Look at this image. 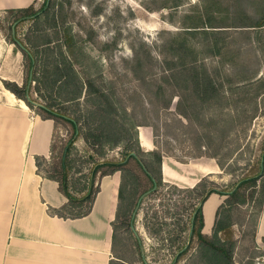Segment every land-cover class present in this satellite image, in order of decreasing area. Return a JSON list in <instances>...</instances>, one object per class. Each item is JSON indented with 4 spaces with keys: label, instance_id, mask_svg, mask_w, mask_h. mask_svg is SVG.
Masks as SVG:
<instances>
[{
    "label": "rangeland",
    "instance_id": "rangeland-1",
    "mask_svg": "<svg viewBox=\"0 0 264 264\" xmlns=\"http://www.w3.org/2000/svg\"><path fill=\"white\" fill-rule=\"evenodd\" d=\"M45 1L34 5L35 10H39ZM50 2L58 4L50 18L54 13V21L59 25H70L80 43L98 61L99 67H94V72L89 69L93 79H87V82L91 81L88 86L99 95L114 93L118 104L138 123L160 126L154 149L179 163L194 162L197 159L194 157L201 153L215 155L223 163V168L205 176L204 183L196 189L175 187L174 183L161 178L157 157L140 145L138 136L128 137L127 144L136 150L141 162L160 185L153 184L138 161L128 160L125 168L134 172L136 179L127 185L122 200H118L112 223L111 264H213L201 250L199 238L191 233L190 218L208 188L232 191L240 178L250 176L258 169L264 150V97L261 95L264 92V0ZM22 16L7 9L0 11V76L4 66L3 75L16 77L15 80L0 78L5 87L11 81L23 85L27 79L26 60L19 47L11 43L14 30L15 37L23 41L30 33L32 21L21 19ZM205 29L224 30L218 44L220 52L216 55L199 52L203 50L200 33ZM195 56L209 67L220 66L222 77L230 79L226 83L228 102L224 104L235 111L233 121L224 122L226 116L213 110L218 105L200 104L190 89L176 88L172 81L163 82L169 67L174 66L172 62ZM76 68L79 69V65ZM80 70L84 71L82 67ZM258 73L262 80L255 86L232 91L236 84L250 80ZM178 92L184 98L180 108L189 116L184 123L172 119L176 102L172 105L171 102L173 94ZM31 93L38 104L51 102L55 110L66 115L76 117L83 108L56 99L61 94L57 87L46 92L44 99L35 92L33 83ZM103 99L107 106V99ZM241 100L251 112L238 117L236 102ZM33 111L48 116L38 106ZM212 115L214 119H211ZM247 116H251L249 121ZM219 118H222L220 122ZM165 121L169 122L167 126ZM145 127L139 126L138 130ZM72 138L75 149L86 154L79 164L84 165L87 172L93 162L88 157L91 147L81 136H74V127L67 119L58 116L55 117V158L52 161L59 164L63 149ZM123 151H127L125 147H115L107 157L121 160ZM204 158L217 161L208 156ZM114 182L116 185L115 179ZM259 184L260 181L257 186L244 184L239 195L227 202L228 196L219 194L224 197L221 203L224 206L219 209L217 195H211L203 205L207 218L214 216L215 222L218 210L222 223L229 225L221 236L227 240V246L234 244L231 264H264V236L259 235L258 229L264 201ZM198 224L197 220L195 228ZM212 233L213 227L207 235L211 237ZM176 255L180 257L174 261Z\"/></svg>",
    "mask_w": 264,
    "mask_h": 264
},
{
    "label": "trees",
    "instance_id": "trees-1",
    "mask_svg": "<svg viewBox=\"0 0 264 264\" xmlns=\"http://www.w3.org/2000/svg\"><path fill=\"white\" fill-rule=\"evenodd\" d=\"M57 5L55 2L51 3L50 0H46L39 10H35L34 4L22 8L7 9L11 12L21 13L23 15L21 19H29L32 21V24L29 29L30 33L26 35L25 41L15 37V30L13 32L14 37L11 40V43L19 47L24 60H26L27 79L23 85L12 81L8 82L6 88L12 91L18 98L24 100L32 110L35 106H38L48 114V116H44L36 112L41 117L53 119L54 122L57 116L67 119L74 127V136H81L86 144L91 147V149H88V153H90L88 157L93 162L87 172L84 171V165L79 164L80 159L84 158L86 154L75 149L73 144L74 138L63 149L58 165L52 161L55 158L54 140L48 157L35 156L37 173L42 177L56 181L58 189L68 199L64 206L59 209L50 208L49 212L63 218H80L91 212L96 196L100 191V179L103 176L113 175L116 172L120 173L118 200H122V195L127 185L136 179L134 172L125 168L130 158H134L142 165L155 186L160 185L141 162L136 150L127 144L128 137L138 136L139 138V126H148L153 129L154 144L157 145L156 138L158 137L157 132L160 126L138 123L126 108L118 104L119 100H117L114 93H101L99 95L88 86V82L93 79L91 76L92 71L94 72L93 68L99 67L98 61L87 52L84 45L77 39L70 25L64 23L59 25L57 21H54V13L50 18L51 11ZM45 22L51 24L46 25ZM202 31L200 33L202 36L200 45H202L203 50L199 52L218 54L220 52L218 44L222 34H224V30L205 29ZM52 43H55V46H51ZM172 63L174 66L169 67L168 75L162 78L164 83L172 81V85L176 88L190 89L193 92L194 98L200 104H208L209 106L218 105V108L215 106L213 110H219L222 115L226 116L223 117L224 122H227L229 119H232L231 121L234 120L232 114L235 111L227 109L226 104H224V102H228L226 83H229L230 79L227 76L226 79L222 77L220 66L209 67L204 62L198 60L196 56L190 60L180 58L177 62ZM77 65H79V69L76 68ZM80 67L86 72L81 71ZM89 69L92 71H89ZM261 78V74L258 73L254 78L236 84L232 88V91H244L249 87H253L262 80ZM87 79L90 80L87 82ZM4 83H7L6 80H4ZM33 83L35 84V92L44 99H46L44 96L46 92L53 91L57 87L61 91V94L56 96V99H59L62 103H74L79 107H83L80 108L81 113L75 117L63 114L58 109L55 110L53 108L55 105L51 102L45 105L38 104L31 96ZM261 95L264 97V92ZM103 98L107 99V106L104 105L105 100ZM183 99V95L178 92L173 94V102H171V105L176 102V113L172 119L181 123H184V120H189L188 114L180 108ZM171 105L169 108H172ZM236 107H238L236 109L238 117L251 112V110L245 108L243 100L237 101ZM250 117L247 116V121L250 120ZM211 119H214V115L211 116ZM220 120L222 118H219V122ZM168 123V121H165L164 124L167 126ZM115 147H125L127 150L126 152H122L123 158L121 160L107 157L108 152ZM148 153L157 157L158 167L163 179L161 164L166 154L157 149L149 150ZM204 156L217 159V156L209 155L208 153H201L194 158ZM216 162L220 168H223V163L219 159ZM104 168L108 169L104 170ZM203 178L195 186L187 189L194 190L201 186L204 183ZM258 181H260V193L264 201V150L259 160L258 169L252 175L240 178L232 191H221L212 187L208 188L199 205L194 209L190 218L191 233L199 238L201 250L213 264H231L234 244L231 243L227 246V240L221 236V233L229 225L222 223L221 213L218 210L216 213L218 218H215L212 236L209 237L207 235L214 216L209 219L205 215L207 222L204 227L205 213L203 212V205L205 201L213 193L227 195L228 198L225 202L230 201L231 197L239 195L241 186L247 183L257 186ZM175 187L180 186L175 184ZM222 206L224 205L220 204L218 209ZM197 220L199 224L195 228ZM179 257L180 255H176L174 261Z\"/></svg>",
    "mask_w": 264,
    "mask_h": 264
},
{
    "label": "crops",
    "instance_id": "crops-1",
    "mask_svg": "<svg viewBox=\"0 0 264 264\" xmlns=\"http://www.w3.org/2000/svg\"><path fill=\"white\" fill-rule=\"evenodd\" d=\"M40 1L0 0V11L36 5ZM3 67L0 78L15 80L16 77L3 75ZM54 129L53 119L34 112L0 80V264H111L119 172L100 179V191L88 215L63 218L51 214L50 208L59 209L68 199L60 192L56 181L37 173L35 156H49ZM138 134L142 147L146 151L153 150L151 128H140ZM191 161L179 163L164 156L163 179L180 187H193L203 177L220 169L211 158ZM165 164L170 171L169 178L164 173ZM108 178L109 192L97 210ZM213 194L220 197L219 206L224 197ZM206 222L204 214V227ZM213 225L214 217L210 230ZM258 229L259 235L264 236V209Z\"/></svg>",
    "mask_w": 264,
    "mask_h": 264
},
{
    "label": "bare ground",
    "instance_id": "bare-ground-1",
    "mask_svg": "<svg viewBox=\"0 0 264 264\" xmlns=\"http://www.w3.org/2000/svg\"><path fill=\"white\" fill-rule=\"evenodd\" d=\"M0 51H1V46H0ZM208 163H210V162H208ZM182 172H186V171L182 170ZM164 173H165L166 178L170 177V171L168 169V165L167 164H165V166H164ZM108 184H110V179L109 178L105 181V183L103 185V193L101 194V196H100V198L98 200L97 206H96L97 210H99L101 208V204H102L103 198L105 196H107V194L109 192V185Z\"/></svg>",
    "mask_w": 264,
    "mask_h": 264
},
{
    "label": "water",
    "instance_id": "water-1",
    "mask_svg": "<svg viewBox=\"0 0 264 264\" xmlns=\"http://www.w3.org/2000/svg\"><path fill=\"white\" fill-rule=\"evenodd\" d=\"M29 100H31L29 97H28ZM32 101V100H31Z\"/></svg>",
    "mask_w": 264,
    "mask_h": 264
}]
</instances>
